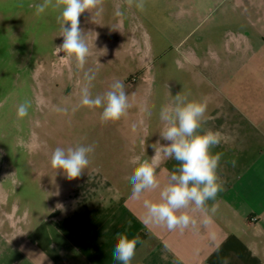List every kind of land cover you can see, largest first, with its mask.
<instances>
[{"label":"rangeland","instance_id":"1","mask_svg":"<svg viewBox=\"0 0 264 264\" xmlns=\"http://www.w3.org/2000/svg\"><path fill=\"white\" fill-rule=\"evenodd\" d=\"M41 3L0 0L1 219L15 207L21 218L27 208H46L52 193L70 190L104 161L120 164L123 150L116 146L121 143L150 146L164 128L161 108L177 93L202 101L214 88L201 84L199 69L190 68L188 49L212 62L210 47L247 28L215 0H145L143 11L127 0H103L98 15L93 9L80 17L90 55L77 69L63 52L55 53L63 42L59 11L48 8L37 16L35 6ZM89 69L95 72L93 96L106 93L114 81L123 83L129 107L120 120L102 123L101 108L80 105L83 73ZM26 99L29 114L18 119ZM78 145H93L94 151L82 175L68 180L51 167V156L57 147Z\"/></svg>","mask_w":264,"mask_h":264},{"label":"crops","instance_id":"2","mask_svg":"<svg viewBox=\"0 0 264 264\" xmlns=\"http://www.w3.org/2000/svg\"><path fill=\"white\" fill-rule=\"evenodd\" d=\"M215 2L247 28L210 47L212 62L198 58L192 47L187 51L201 84L214 86L202 96L207 110L198 131L222 137L211 151L223 153L217 171L224 190L208 201L217 211L207 224L203 213L191 209L186 211L197 220L195 228L169 231L152 222L145 201L159 200L179 162L161 150L160 188L135 197L131 159L150 160L168 142H125L116 146L123 150L120 164L93 167L70 190L52 193L46 208H27L22 218L16 207L4 211L0 264H121L113 258L118 233L140 240L132 264H264V0Z\"/></svg>","mask_w":264,"mask_h":264},{"label":"clouds","instance_id":"3","mask_svg":"<svg viewBox=\"0 0 264 264\" xmlns=\"http://www.w3.org/2000/svg\"><path fill=\"white\" fill-rule=\"evenodd\" d=\"M129 6L135 3L140 11L145 8V0H127ZM103 0H43L35 6L37 16L45 13L46 9L58 10L56 22L60 26V36L63 42L55 46V53L63 52L62 58L74 61L77 69H83L90 49L84 32L80 27V17L83 13L97 9V15L102 11ZM120 15V12H117ZM85 81L80 92V105L88 108H101L100 120L102 123L116 122L127 112L129 107L128 95L124 85L119 80L114 81L109 90L103 95L93 96L90 85L95 79V72L91 69L83 73ZM30 100H24L17 109V118L22 119L29 114ZM207 110V101L189 100L187 95L177 93L172 103L163 106L160 110V119L164 128L160 138L167 144L155 149L150 160H141L139 156L131 159L135 165L130 177L132 195L139 197L148 190L160 188L156 170L160 162V151L168 158L179 162V167L173 171L167 184L159 193L157 202L145 201L148 218L164 225L169 231H181L189 227L195 228L197 220L189 214L200 212L204 214V223L217 211V205H208V201H216L220 192L224 190V183L218 174V168L223 153H212V149L221 143V133L206 130L199 132L202 120ZM159 143V141H157ZM160 144V143H159ZM94 151L93 145L57 147L51 156L50 165L53 169L62 171L68 180L82 175L87 169L89 156ZM235 166V160L231 161ZM57 207H62L57 205ZM117 243L113 251V258L121 264H132L136 254L138 237L129 238L125 234H117ZM224 264H228L225 259Z\"/></svg>","mask_w":264,"mask_h":264}]
</instances>
